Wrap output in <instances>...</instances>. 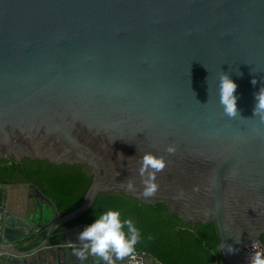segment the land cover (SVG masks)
<instances>
[{"label":"water","instance_id":"95a60500","mask_svg":"<svg viewBox=\"0 0 264 264\" xmlns=\"http://www.w3.org/2000/svg\"><path fill=\"white\" fill-rule=\"evenodd\" d=\"M222 72L238 84L236 117L220 104ZM262 85L264 0H0V161L92 176L81 206L61 217L36 185L16 184L54 217L35 225V213L7 212L3 241L13 246L0 244V264H100L82 262L70 239L87 224L52 236L103 193L164 204L168 221L215 223L225 264H241L242 248L264 235ZM145 152L166 160L149 197Z\"/></svg>","mask_w":264,"mask_h":264},{"label":"trees","instance_id":"16d2710c","mask_svg":"<svg viewBox=\"0 0 264 264\" xmlns=\"http://www.w3.org/2000/svg\"><path fill=\"white\" fill-rule=\"evenodd\" d=\"M69 165H56L47 160L26 159L0 161V186L31 183L56 201L62 214L78 209L92 183L91 174L82 166L77 171H65ZM107 208H119L124 216H131L141 228L144 239L136 250L153 257L161 264H225L218 249L220 235L215 223L185 224L164 204L150 205L124 194L103 193L79 219L67 224L90 223ZM260 241L264 244V235Z\"/></svg>","mask_w":264,"mask_h":264},{"label":"clouds","instance_id":"9594fccd","mask_svg":"<svg viewBox=\"0 0 264 264\" xmlns=\"http://www.w3.org/2000/svg\"><path fill=\"white\" fill-rule=\"evenodd\" d=\"M253 85L257 83L252 79ZM237 82L227 73L219 77L220 104L229 117L238 114ZM256 95L254 111L264 119V85ZM175 147L169 145L168 152H175ZM166 167V160L152 152H145L142 157L140 174L142 177L144 197L153 196L159 189L157 173ZM129 190H135L132 180L127 182ZM144 239L141 228L131 216H124L119 208H107L100 212L90 223L78 233L81 247L75 249L80 260L84 262L88 256L97 258L100 264H117L136 252V246ZM229 251H236L229 246ZM248 264H264V249H256L248 256Z\"/></svg>","mask_w":264,"mask_h":264},{"label":"crops","instance_id":"0c3cea01","mask_svg":"<svg viewBox=\"0 0 264 264\" xmlns=\"http://www.w3.org/2000/svg\"><path fill=\"white\" fill-rule=\"evenodd\" d=\"M48 197L55 203L59 216L60 217L64 216L62 214L61 209L56 204V201L50 196ZM40 203L41 205H39V203L36 202V199L32 196L31 192L28 191V189L19 187L16 184H10L8 186L7 185L0 186V205L4 206L7 212H11L12 214H15V215H22V213L26 211L31 220L33 219L31 217H33L35 213L36 214L35 225L38 223H41L42 225H47L54 217V213L49 203H46L45 201H42L41 199H40ZM38 219H41V220L38 221ZM69 223L62 225L59 228V230H57L54 233L52 238H55V239L62 238L65 231H69V232L76 231L74 230V226L76 225L66 226ZM46 232L47 230L43 229L40 234V237L43 238L46 235ZM78 233L72 234L70 236V239L72 240H75V238L78 239ZM2 245L13 246L12 244H10V242H4L3 238H2ZM144 264H161V263L156 261L153 257L148 256L145 258Z\"/></svg>","mask_w":264,"mask_h":264},{"label":"built area","instance_id":"2783aa9c","mask_svg":"<svg viewBox=\"0 0 264 264\" xmlns=\"http://www.w3.org/2000/svg\"><path fill=\"white\" fill-rule=\"evenodd\" d=\"M6 213H7L6 208L0 205V244L2 243V238H3ZM256 249H264V244L261 241H256L254 243H250L244 246L241 252V264H248L249 254ZM146 257H148L146 253L139 252L137 250L134 255L129 256V258L132 259L133 264H144V260Z\"/></svg>","mask_w":264,"mask_h":264},{"label":"flooded vegetation","instance_id":"af4514ba","mask_svg":"<svg viewBox=\"0 0 264 264\" xmlns=\"http://www.w3.org/2000/svg\"><path fill=\"white\" fill-rule=\"evenodd\" d=\"M75 170L77 171V167L75 165H69L65 171H72V172H75Z\"/></svg>","mask_w":264,"mask_h":264}]
</instances>
